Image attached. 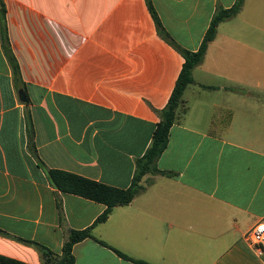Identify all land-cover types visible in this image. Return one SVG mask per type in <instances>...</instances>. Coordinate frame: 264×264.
I'll use <instances>...</instances> for the list:
<instances>
[{
	"label": "crops",
	"instance_id": "obj_1",
	"mask_svg": "<svg viewBox=\"0 0 264 264\" xmlns=\"http://www.w3.org/2000/svg\"><path fill=\"white\" fill-rule=\"evenodd\" d=\"M171 39L199 50L214 14L237 0H151ZM219 26L184 94L169 145L134 201L93 230L149 264H264L248 242L264 221V29L244 17ZM24 91L0 23V255L43 264L39 243L62 254L71 230L106 206L56 191L29 148L61 170L131 186L182 72L184 57L158 32L146 0H0ZM255 20L254 18H251ZM251 28L257 35L246 34ZM209 87L210 89H205ZM76 264H134L92 239Z\"/></svg>",
	"mask_w": 264,
	"mask_h": 264
},
{
	"label": "trees",
	"instance_id": "obj_2",
	"mask_svg": "<svg viewBox=\"0 0 264 264\" xmlns=\"http://www.w3.org/2000/svg\"><path fill=\"white\" fill-rule=\"evenodd\" d=\"M246 0H237L230 9L219 8L211 21L209 29L198 51L193 52L183 49L175 43L164 29L157 12L151 0H146L147 6L156 23L159 34L167 40L185 59L182 72L176 82L175 89L167 106L160 112V122L153 133L152 143L145 155L136 163V170L133 176L132 184L127 189H119L108 186L84 177L64 172L61 170L49 169L40 160L34 143V130L29 116V148L33 152V156L39 161L40 168L46 172L50 185L58 192L79 196L81 198L100 203L106 206L104 213L97 219L95 224L85 230H71L62 249V254L58 255L49 248L32 241L16 238L18 241L37 246L42 253L43 264H76L73 255L74 246L87 239H92L98 244L113 250L122 259L134 264H149L144 261L135 260L119 250L109 246L104 241L96 238L93 230L99 224L107 222L117 207L130 205L136 196L143 190L142 181L148 175L160 174L171 177L173 174L162 172L158 169L157 163L166 151L169 145L170 132L178 120V110L183 103V97L186 89L195 83L193 72L203 64L209 46L215 41L218 34L219 26L233 18L242 11ZM0 23L3 48L7 55L8 61L12 68L14 83L18 91H24L26 94V85L22 82V76L17 59L15 58L9 36L7 33L6 7L3 4L0 10ZM210 89L209 87H204ZM0 235L5 237H13L6 232L0 230ZM0 264H27L19 260L0 255Z\"/></svg>",
	"mask_w": 264,
	"mask_h": 264
},
{
	"label": "built area",
	"instance_id": "obj_3",
	"mask_svg": "<svg viewBox=\"0 0 264 264\" xmlns=\"http://www.w3.org/2000/svg\"><path fill=\"white\" fill-rule=\"evenodd\" d=\"M248 242L258 256L264 253V221L258 223L248 237Z\"/></svg>",
	"mask_w": 264,
	"mask_h": 264
},
{
	"label": "rangeland",
	"instance_id": "obj_4",
	"mask_svg": "<svg viewBox=\"0 0 264 264\" xmlns=\"http://www.w3.org/2000/svg\"><path fill=\"white\" fill-rule=\"evenodd\" d=\"M264 3L263 1H260V4ZM255 1H251L250 3H248L246 9H245V13H244V17H247V20L251 23H258L259 25H262L261 28L264 29V19L261 18H255L254 16L255 14ZM251 18H254L255 20H252ZM246 34L250 35H257V32H255V30H251V28H249V30L246 32Z\"/></svg>",
	"mask_w": 264,
	"mask_h": 264
}]
</instances>
